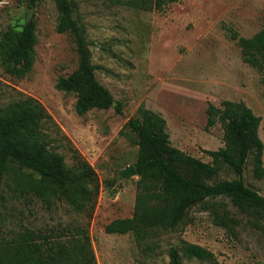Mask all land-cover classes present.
<instances>
[{"label":"rangeland","instance_id":"1","mask_svg":"<svg viewBox=\"0 0 264 264\" xmlns=\"http://www.w3.org/2000/svg\"><path fill=\"white\" fill-rule=\"evenodd\" d=\"M75 20L84 29L90 61L98 82L116 104L78 114L77 96L56 87L60 77L78 67L72 35L56 30L54 0H0V39L6 31H19L34 23V62L24 77L10 75L0 58V107L20 96L37 99L53 118L43 125L51 148L67 165L76 162L75 150L94 168L100 188L90 212H76L57 202L47 208L38 198L15 197L0 183V241L12 240L26 229L52 237L86 230L97 264H168L170 247L182 241L203 246L213 260L189 258L182 264H264V230L254 227L228 200L240 220L235 233L213 222L199 205L188 210L184 222L160 230L139 243L134 235L107 233L117 218L131 217L139 176L123 177L138 157L137 136L123 128L137 116L140 105L166 121L171 144L186 154L210 162L206 150L224 145L221 123L206 128L209 104L243 101L260 116L264 143L262 74L242 60L232 32L250 37L264 24V0H177L162 9L143 10L117 0H71ZM121 103V112L115 108ZM264 165V150H263ZM250 155L243 171L245 183L264 196V178L253 174ZM236 175L222 170L219 179Z\"/></svg>","mask_w":264,"mask_h":264},{"label":"trees","instance_id":"2","mask_svg":"<svg viewBox=\"0 0 264 264\" xmlns=\"http://www.w3.org/2000/svg\"><path fill=\"white\" fill-rule=\"evenodd\" d=\"M37 0H30L33 4ZM139 9H162L177 0H117ZM58 11L56 30L72 35L78 53V67L60 77L56 87L76 94L75 108L82 115L93 108L113 106L110 91L95 77L96 66L90 61L84 29L73 14L71 0H54ZM242 60L261 74L264 95V24L250 37L232 32ZM35 27L29 22L19 31L1 34L0 58L5 70L16 77L26 76L34 62ZM121 112V103L115 106ZM261 118L243 101L222 100L209 104L206 128L221 123L224 145L206 150L210 162L186 154L173 146L165 119L140 105L137 116L127 120L137 136L138 157L134 163L137 181L134 211L131 217L117 218L105 226L107 233L131 232L137 242H147L160 230L174 229L184 222L188 210L199 205L209 210L213 222L235 233L240 220L228 208L225 199L264 230V196L249 187L243 178L248 157L253 159V174L264 178V143L258 128ZM53 118L42 103L32 96H20L0 107V183L9 186L17 198L33 196L47 208L57 202L76 212H90L99 193V180L92 165L75 150L76 162L69 166L64 157L50 146L43 125ZM233 172V179H219L222 170ZM180 251L189 258L213 260L211 251L201 245L182 241L180 249L170 247L168 264H182ZM0 264H97L91 239L86 230L70 236L30 229L12 240L0 241Z\"/></svg>","mask_w":264,"mask_h":264},{"label":"water","instance_id":"3","mask_svg":"<svg viewBox=\"0 0 264 264\" xmlns=\"http://www.w3.org/2000/svg\"><path fill=\"white\" fill-rule=\"evenodd\" d=\"M30 18H31V12L28 10L27 12V22H30ZM116 104V101H113V105ZM132 175H136V170L134 165H129L125 170H123L122 172V176L123 177H127V176H132Z\"/></svg>","mask_w":264,"mask_h":264}]
</instances>
